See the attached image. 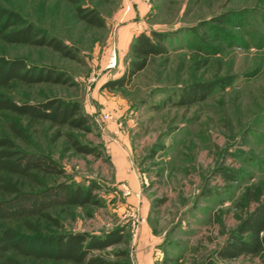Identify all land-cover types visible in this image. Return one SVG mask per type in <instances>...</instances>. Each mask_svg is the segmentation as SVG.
<instances>
[{
	"label": "rangeland",
	"instance_id": "rangeland-1",
	"mask_svg": "<svg viewBox=\"0 0 264 264\" xmlns=\"http://www.w3.org/2000/svg\"><path fill=\"white\" fill-rule=\"evenodd\" d=\"M73 1L0 0L74 56L0 44V55L64 80L16 85L12 98L75 103L88 120L82 129L22 121L27 139L18 145L47 154L62 170L47 184L92 189L84 205L53 208L57 224L43 223L44 231L117 230L118 242L92 252L110 262L264 264V252L217 254L264 202V0ZM77 6L96 12L101 25L80 20ZM151 31L168 33L167 54L111 83L127 67L133 38ZM198 84L211 87L181 102ZM68 134L94 153L75 152Z\"/></svg>",
	"mask_w": 264,
	"mask_h": 264
},
{
	"label": "trees",
	"instance_id": "trees-1",
	"mask_svg": "<svg viewBox=\"0 0 264 264\" xmlns=\"http://www.w3.org/2000/svg\"><path fill=\"white\" fill-rule=\"evenodd\" d=\"M74 2L73 0H69ZM76 16L90 25L100 26L94 11L75 8ZM168 33L142 32L129 44V59L123 75L113 84L143 70L151 59L165 56ZM0 44L48 47L63 56L74 58L69 48L54 37L42 35L33 24H26L12 10L0 7ZM64 82L61 74L51 69L26 67L21 59L0 55V264H29V262L69 264H125L110 262L92 254L94 250L118 242L120 233L112 231L101 236L80 232L47 233L42 224H57L51 210L57 206L84 205L92 201L91 190L59 182L47 184L46 178L62 174L47 154L31 153L19 144L27 139L22 121L48 122L62 128H86V115L79 112L75 103L60 99L42 102H16L10 90L16 85ZM221 86L227 81L219 82ZM211 85H194L181 93L180 101L191 102L202 98ZM72 149L77 153L93 154L94 149L79 143L68 134ZM240 235L218 250L220 258L228 259L240 254L258 255L264 252V202L252 211L239 226ZM242 234L247 237L244 238ZM205 264H218L207 261Z\"/></svg>",
	"mask_w": 264,
	"mask_h": 264
},
{
	"label": "built area",
	"instance_id": "built-area-1",
	"mask_svg": "<svg viewBox=\"0 0 264 264\" xmlns=\"http://www.w3.org/2000/svg\"><path fill=\"white\" fill-rule=\"evenodd\" d=\"M113 64H114V57H112V59H111V65L110 66H113ZM105 118H108V115L107 114H105V115H103L101 118H100V120H104ZM99 120H96V122H98Z\"/></svg>",
	"mask_w": 264,
	"mask_h": 264
}]
</instances>
